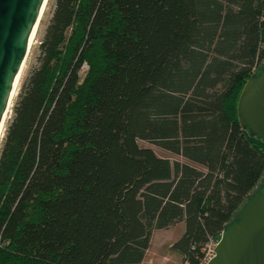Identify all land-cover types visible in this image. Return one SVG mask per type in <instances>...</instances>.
I'll return each mask as SVG.
<instances>
[{
  "label": "trees",
  "instance_id": "16d2710c",
  "mask_svg": "<svg viewBox=\"0 0 264 264\" xmlns=\"http://www.w3.org/2000/svg\"><path fill=\"white\" fill-rule=\"evenodd\" d=\"M49 7L0 142V264H141L178 224L169 250L197 264L264 170L236 117L264 0Z\"/></svg>",
  "mask_w": 264,
  "mask_h": 264
},
{
  "label": "water",
  "instance_id": "95a60500",
  "mask_svg": "<svg viewBox=\"0 0 264 264\" xmlns=\"http://www.w3.org/2000/svg\"><path fill=\"white\" fill-rule=\"evenodd\" d=\"M46 3L0 0V123ZM236 117L249 138L264 143V60L244 83ZM222 229L207 264H264V170Z\"/></svg>",
  "mask_w": 264,
  "mask_h": 264
},
{
  "label": "rangeland",
  "instance_id": "374dc122",
  "mask_svg": "<svg viewBox=\"0 0 264 264\" xmlns=\"http://www.w3.org/2000/svg\"><path fill=\"white\" fill-rule=\"evenodd\" d=\"M50 0L46 3L44 7V11L42 12V15L40 17L36 32L33 36V42L32 45L28 51V54L26 55L23 68H22V73H20L19 79L15 88V93L13 98L11 99L10 102V109L12 106V102L14 100V97L18 91V88L28 73V71L35 65L36 63V57H37V47H38V42L41 37L42 31L48 22L49 16H50ZM21 77V78H20ZM10 109H9V115L4 122L1 132H0V142L3 136V131L4 127L7 123V121L10 118ZM137 145L140 148H145L149 149L157 158L164 159L169 161L170 163H179V164H186L189 165L195 169H198L197 167L190 165L180 159L179 157H175L167 152H164L154 146L148 145L143 142H137ZM199 170V169H198ZM183 232V227L181 224H178L166 231H158L154 232L150 236L149 240V245L148 249L144 255V258L142 260L141 264H180V259L178 256L174 255L173 253L170 252L169 247L181 236Z\"/></svg>",
  "mask_w": 264,
  "mask_h": 264
},
{
  "label": "built area",
  "instance_id": "2783aa9c",
  "mask_svg": "<svg viewBox=\"0 0 264 264\" xmlns=\"http://www.w3.org/2000/svg\"><path fill=\"white\" fill-rule=\"evenodd\" d=\"M217 241H211L209 240L205 246L201 249L200 254L201 257L198 260L197 264H207L213 257V250L214 247L216 245ZM183 264H187V263H183Z\"/></svg>",
  "mask_w": 264,
  "mask_h": 264
},
{
  "label": "bare ground",
  "instance_id": "6f19581e",
  "mask_svg": "<svg viewBox=\"0 0 264 264\" xmlns=\"http://www.w3.org/2000/svg\"><path fill=\"white\" fill-rule=\"evenodd\" d=\"M43 11H44V9H43ZM43 11H42V12H43ZM41 15H42V13H41ZM40 17H41V16H40ZM39 20H40V19H39ZM38 23H39V22H38ZM33 36H34V35H33ZM33 36L30 38L28 51H29V49H30V47H31V45H32V42H33ZM28 51H27V54H28ZM23 64H24V63H23ZM22 68H23V65H22V67H21V70H20V72H19V74H18V76H17L16 82H15V84H14L13 91H12V94H11V99L13 98L14 93H15V91H16L15 88H16L17 82H19L18 79H19L20 73H22V72H21V71H22ZM20 78H21V77H20ZM9 109H10V103L8 104V106H7V108H6V111H5V113H4L3 117H2V120H1V123H0V132H1V128H2V126H3V124H4V122L6 121L8 115H9Z\"/></svg>",
  "mask_w": 264,
  "mask_h": 264
}]
</instances>
